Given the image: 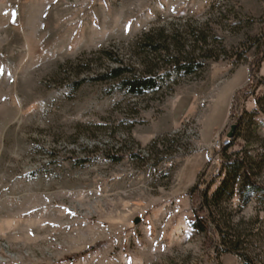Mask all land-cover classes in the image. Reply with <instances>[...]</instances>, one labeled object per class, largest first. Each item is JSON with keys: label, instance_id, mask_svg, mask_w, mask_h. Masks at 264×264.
<instances>
[{"label": "rangeland", "instance_id": "1", "mask_svg": "<svg viewBox=\"0 0 264 264\" xmlns=\"http://www.w3.org/2000/svg\"><path fill=\"white\" fill-rule=\"evenodd\" d=\"M161 28H201L221 56L141 96L76 86L117 66L104 49L141 68ZM263 37L264 0H0V264H264L255 199L209 209L238 252L191 225ZM257 77L229 152L264 185V61Z\"/></svg>", "mask_w": 264, "mask_h": 264}, {"label": "trees", "instance_id": "2", "mask_svg": "<svg viewBox=\"0 0 264 264\" xmlns=\"http://www.w3.org/2000/svg\"><path fill=\"white\" fill-rule=\"evenodd\" d=\"M194 41H189L187 35L179 29L172 33H167L163 28L156 31L145 32L138 38L135 49L140 57V66L125 61L123 58L112 55L109 50L101 52L117 63V66L110 68L103 73L90 78H84L76 83L80 87L87 81L93 82H119L120 88L126 90L134 96H141L149 91H156L163 87L172 77L184 74L194 75L207 67L209 60L218 59L221 55L211 48L210 34L201 28H192ZM189 43L192 48H189ZM223 51V50H222ZM88 60L86 63H90ZM264 61V37L258 45V52L251 64L252 82L250 86L237 92L230 119L236 130L233 137L229 138V143L223 145L220 151L221 163L220 171L216 175L222 177L218 187L211 192L216 184L213 179L206 188L194 186L191 190L199 198V204L195 208V217L191 225L195 230L204 232L208 236L211 246L217 247L216 237H223L224 251L238 252L239 242H233L232 236L227 230H221L219 225H214V213L209 209L217 207L223 200L237 196L240 206L248 205L253 199L264 205V185L258 183L254 178V166L245 156L239 153H230L231 147L235 144L239 136L243 118L246 114L244 102L251 92H254L261 79L257 77V69ZM244 114V116H243ZM246 264L248 258L241 255Z\"/></svg>", "mask_w": 264, "mask_h": 264}, {"label": "built area", "instance_id": "3", "mask_svg": "<svg viewBox=\"0 0 264 264\" xmlns=\"http://www.w3.org/2000/svg\"><path fill=\"white\" fill-rule=\"evenodd\" d=\"M229 143V138H228V136L225 138V140H223L221 143H219L220 145H219V147H221V146H223V145H226V144H228ZM219 158H217V159H215L214 158V162H218L219 160H218ZM213 176H216L217 174H218V166H214V168H213Z\"/></svg>", "mask_w": 264, "mask_h": 264}, {"label": "water", "instance_id": "4", "mask_svg": "<svg viewBox=\"0 0 264 264\" xmlns=\"http://www.w3.org/2000/svg\"><path fill=\"white\" fill-rule=\"evenodd\" d=\"M235 130H236V126L235 125H232L231 126V131L229 132L228 137H233L234 136V133H235ZM139 221H140V219L137 218L136 219V222H139Z\"/></svg>", "mask_w": 264, "mask_h": 264}, {"label": "bare ground", "instance_id": "5", "mask_svg": "<svg viewBox=\"0 0 264 264\" xmlns=\"http://www.w3.org/2000/svg\"><path fill=\"white\" fill-rule=\"evenodd\" d=\"M218 173H219V168H218Z\"/></svg>", "mask_w": 264, "mask_h": 264}]
</instances>
